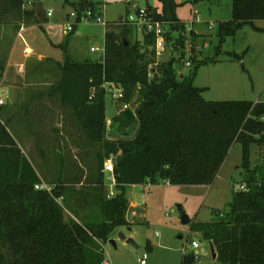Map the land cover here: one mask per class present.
Segmentation results:
<instances>
[{"label": "trees", "instance_id": "1", "mask_svg": "<svg viewBox=\"0 0 264 264\" xmlns=\"http://www.w3.org/2000/svg\"><path fill=\"white\" fill-rule=\"evenodd\" d=\"M157 1L159 6L146 5V12L163 24L166 45L180 51V59L170 56L152 67L153 34L130 41L128 34L136 31L122 18L116 28L105 25L102 58L75 61L66 56L56 63L58 79L50 85V94H57L60 105L72 112L75 130L83 140L98 143L85 165L86 174L82 171L76 179L83 184L74 192V204L68 203L72 189L66 181L55 183L51 191L35 188L41 176L0 117V264H103V244L130 224L126 220V185L159 181L209 184L236 142L241 145L245 188L233 191L222 218L193 222L190 227L212 245L217 264H264V156L254 166L250 161L251 146L264 145V101L205 100L202 89L193 85L195 66L189 75H178L174 63L186 51L182 34L173 38L171 32L184 28L177 16L182 2ZM26 2L0 0V22L16 18L39 24L47 20L42 0H31L23 7ZM65 3L78 13L97 7L93 0ZM261 19L264 0H232V18L219 22L217 33L222 41L243 24ZM191 59L193 54L190 63ZM4 66L5 61L0 60V78ZM107 83L124 93L120 99L111 97L115 105L136 103L110 119V127L123 135H131L139 124L133 140L112 139L106 134ZM113 157L116 193L108 196L102 169L105 160ZM62 195L63 202H58ZM65 208L78 221L65 219ZM76 208L92 210L80 216ZM196 258L194 251L185 250L180 264H195Z\"/></svg>", "mask_w": 264, "mask_h": 264}, {"label": "rangeland", "instance_id": "2", "mask_svg": "<svg viewBox=\"0 0 264 264\" xmlns=\"http://www.w3.org/2000/svg\"><path fill=\"white\" fill-rule=\"evenodd\" d=\"M93 1L100 2L101 0ZM188 1L177 0V2H182L177 8V16L184 28L181 31H172L171 36L176 38L182 34L185 55L189 53L190 49L194 59H191V66L185 65L184 58L176 61L174 67L177 74L187 76L195 66L196 75L193 85L202 89L201 95L205 100L264 101V19L255 20L253 24H243L234 35L226 36L221 41L217 33V25L221 21L232 18V0H200L194 4ZM64 2L65 0H42L43 7L46 10L51 9L53 15L58 16L51 18V21H63L64 18L61 19L59 15L63 13ZM100 5H104L100 9L103 23H98L95 20H81L75 24L73 32L62 33L60 44L53 45L51 42L48 46L46 40L42 43H33L31 46L35 51H32L28 58L21 57L23 60L20 61V65L8 67L5 74L1 75L0 82L5 84L24 82L25 76L21 75L19 69L35 66L38 61L37 52H41L42 47L46 45L48 49L43 53L48 59H44L45 62H39L40 65L36 66V69L40 67V71L44 73L37 74L35 69L33 75L27 76V79L28 82L53 85L58 79V69L57 62L52 61L50 57L53 56L60 61H63L66 56L75 61L99 60L104 51L106 30L104 23L116 28L118 22L121 21L119 17L121 16L124 20L128 14L134 15L136 6L140 8H144L146 5L155 7L159 6V2L157 0H105L100 2ZM65 7L67 10H71L70 5L66 4ZM33 28L27 27L24 32L27 40L29 32L33 30L42 35L38 27ZM61 32H63L62 27L59 33L61 34ZM134 33L133 31L128 34L127 38L130 41L142 38L140 31ZM192 34H196L194 38L191 37ZM6 46L0 45V60H3L2 56L9 54L11 46ZM22 46H24L23 41L17 39L14 46L16 51L13 52L15 56H22ZM91 47H97V50L92 51ZM232 53L237 54L238 57ZM162 55L155 66L166 61L170 56L177 59L181 54L180 51L172 50L169 44L165 46ZM23 62L28 65L27 68ZM0 101L4 100L0 98ZM49 106V108H41L43 115L35 118L42 126L35 138L20 139L19 136L16 137L17 145L23 146L26 156L37 167V172L41 177H43V160L46 161L49 158L52 165L57 167L59 164L65 166L68 160L76 159L85 166L98 148V143L84 141L82 136V139L79 140L78 137L77 141L75 137H71L68 132L76 124L64 118V116L67 117L65 112L67 108L60 107L59 103L55 101L49 103ZM134 106L136 103L129 102V107ZM121 110V106L115 105L111 95L107 94L105 115L107 127H109L106 131L108 136L123 135L119 129L110 127L111 117ZM70 116L76 123L74 115ZM69 121L70 123H68ZM4 124L10 131L16 127L13 123L4 122ZM68 124H71L70 129L66 128ZM132 130L133 128H131ZM13 132L16 133L15 130ZM126 132L128 133V131ZM251 147V160L254 163L260 162L264 155V145L254 144ZM105 163L106 161L104 165ZM105 174V191L109 194L111 190L115 194L113 171ZM245 177L241 145L236 142L231 146L224 165L209 184L181 185L159 181L155 184L126 185L124 187L125 196L128 203L130 202V205L135 208V214L132 215L128 226L120 227L112 234L111 239L114 240V245L109 241L103 244L105 264H180L181 255L185 250L196 253L195 264H217L216 257H212L210 244L190 226L193 222H210L222 218L229 209L235 185L244 184ZM44 181H46L45 178L42 182ZM48 186L53 185L48 184ZM177 205L182 206L190 220L189 223L181 222ZM64 217L65 219L71 218L70 212L66 208ZM119 231H122L126 237H131L135 245L119 238ZM192 240L196 241L199 247H193ZM144 255L145 262L141 263L140 259Z\"/></svg>", "mask_w": 264, "mask_h": 264}, {"label": "crops", "instance_id": "3", "mask_svg": "<svg viewBox=\"0 0 264 264\" xmlns=\"http://www.w3.org/2000/svg\"><path fill=\"white\" fill-rule=\"evenodd\" d=\"M66 4L67 3L64 2V5H62V11L64 14L62 13L59 15V16H61V19L64 18L63 21H61V22L51 21V18L58 17V16H54L53 14L50 17H46L47 20H45V22H42L39 24L23 23L21 20L16 19V18L15 19L11 18L8 21L4 20V21L0 22V45H7V46L10 45L11 46L9 54L1 57L3 60H5V68L2 72L3 75L5 74L8 67L20 65L19 64L20 61L22 62V60H23V58H21V57H23V56L25 58L29 57V55L25 56L23 54V52H22V56H20V57L15 56L13 53L16 51L14 46H15L17 39L22 40L17 34L19 32L20 27H23V30L21 31L23 40L25 41V43L28 45V47L33 52L35 51V50H33V47H32L33 43L34 44L35 43L37 44V42L42 43V41L46 40V43L48 44V46L50 45L49 43H51V42L53 45L60 44V42L62 40V36L65 33L63 31L60 34L59 31H60V28L62 27L63 22L66 19L67 13L70 11V10L66 9V7H65ZM42 6H43V4H42ZM44 10H45V12L47 11L46 8H44ZM119 19L122 20V17L120 16ZM27 27H32V28L38 27V29L41 30L42 35L33 30V31L29 32L28 40H27L24 36V32L27 30ZM68 33H70V32H68ZM76 34H77V32H76ZM134 34H136V33H134ZM44 46L42 47L43 50L41 52H37L38 53L37 54V60L38 61H37V64L35 66L29 67L28 65H26V63L23 62L24 63L23 65L25 66V68H27L26 66H28V68L27 69H19V71L21 72V75L24 74V76H25L24 82H15V83H10V84H5L4 82L3 83L0 82V98L5 101V102L3 101V103L0 104L1 121H2V123L8 122V123L15 124V126H16L15 129H11V131L10 130H8V131H10V134L14 138L16 143H17V140H16L17 136H19L20 139H31V138H33V137L35 138L37 136L36 134L42 128L41 124H39L38 120H36L37 118H39L43 115L41 108H43V107L49 108L50 107L49 103H51L53 101H55L56 103H59V105H60L58 95L57 94H52V95L50 94V91H49L50 85H45L42 83L28 82V79H27L28 78L27 76L33 75V72L36 69V66L40 65L39 62L44 61V59H48L47 56L45 55V53H43V52H46V49H48V46H46V45H44ZM22 47H24V46H22ZM21 49H23V48H21ZM50 59L52 61L55 60L54 62L60 61V59L53 58V56L50 57ZM51 60H48V61H51ZM39 68L40 67H37L35 73H37V74L42 73L43 74L44 72L40 71ZM1 81H2V79H1ZM60 107H62V106L60 105ZM64 107L67 108L66 106H64ZM65 112L67 114V117L64 116V118L69 119L71 121V123H73V124H77V123H74V121H72V117L70 115L73 116V114H71L72 112L68 108L65 110ZM62 119H63V117H62ZM70 121L68 123H70ZM70 125L71 124H68L66 126V128H69ZM22 126H24V127H22ZM74 126L71 128L72 130L68 133L71 135V137H75L76 141L78 140V137H79V140H81V138H80L81 135H80V133L76 132ZM14 130L16 131V133L13 132ZM24 134H25V136H24ZM19 147L21 148L22 152L26 155V152L23 150V146L21 145ZM76 149H77V147H76ZM251 150H252V147H251ZM42 155H44V154H42ZM250 161H251V166H254L257 164L256 162L254 163L251 160V156H250ZM224 162H225V160L223 161L220 168H222V166L224 165ZM32 165H33V163H32ZM42 165L44 168L42 169L43 177H41V180L43 181V179L45 178L47 182L46 181H44V182L49 184V185H54L55 183L59 182L60 180L66 181L65 185L67 187H70L72 190H74V191H72V190L70 191V198H68V203L74 204V202H75L74 192L78 188H80V186L83 184L82 181L78 182L79 180L77 181L76 179H80V175L82 174V171L84 172V174H86V172H87L85 166L82 165V162L78 161L76 159H73V160L71 159V160H68V162H66L65 166H62L61 164H59L57 167H55L52 165V162L48 158L46 161L43 160ZM34 168L36 169L37 167L34 166ZM36 171H38V169H36ZM104 172L106 173L109 171L102 169V173L104 175V186H106L105 185L106 184V181H105V175L106 174ZM81 179L83 180L84 177H81ZM75 181H77V182H75ZM109 184H111V183H109ZM60 197H62V199H61L62 201H60V202H63L64 196L62 195ZM129 205H130V202H129ZM76 209L79 211L80 216L88 215L90 213V211L92 210V209L80 210V208H76ZM134 214H135V210H133L132 215H134ZM70 215L72 218H74L76 221H78V218L73 216V214L71 212H70ZM105 263H106V260L103 264H105Z\"/></svg>", "mask_w": 264, "mask_h": 264}, {"label": "built area", "instance_id": "4", "mask_svg": "<svg viewBox=\"0 0 264 264\" xmlns=\"http://www.w3.org/2000/svg\"><path fill=\"white\" fill-rule=\"evenodd\" d=\"M105 0H101L100 2H103ZM31 0H27L26 3L23 4V7L29 6ZM100 2H97V7L95 10L91 8H87L82 10L80 13H78L76 10L71 8V10L67 13L66 19L62 24V29L65 33L72 32L74 31L75 24L81 20H95L98 23H103V19L101 18V12L100 9L103 6L100 5ZM53 12L51 9H48L46 11V16L50 17L52 16ZM71 19V21H70ZM125 22L128 24L132 25L135 29V31H140L142 34H153L154 36V43L150 48L153 50V57H154V62L152 63V67L156 65V63L162 58L163 51L166 46V40H165V28L163 27V24L157 20H153L151 17L148 16L146 12V8H140L136 6V12L134 15L128 14L127 17L124 19ZM106 25V23H104ZM23 28L21 27L19 32L17 33L18 36L23 40L21 30ZM24 42V47H23V54L25 56H28L32 53V50L28 47V45ZM90 50L94 51L97 50V47H91ZM192 56V53L189 51L188 54L184 56V61L186 66H191L190 63V57ZM154 75V70L148 72V78L152 79ZM105 88L107 90V93L111 95L113 99H120L123 97L124 93L120 88L115 86L114 84L107 83L105 84ZM3 103L0 101V104ZM121 109L124 110L129 107V102H123L120 104ZM104 170L109 171L112 173L113 171V164L111 162V159H107L106 163L104 165ZM114 181V179H113ZM168 184V182H167ZM36 189H46L47 191L52 190V186H48V184L44 182H40L35 184ZM245 188V185L243 183L235 185V190H243ZM113 191H109L108 196H112ZM62 197H58L57 201L60 202ZM192 246L197 248L199 247V244L192 240L191 242ZM141 263L145 262V255L140 259Z\"/></svg>", "mask_w": 264, "mask_h": 264}, {"label": "water", "instance_id": "5", "mask_svg": "<svg viewBox=\"0 0 264 264\" xmlns=\"http://www.w3.org/2000/svg\"><path fill=\"white\" fill-rule=\"evenodd\" d=\"M107 129H109V127H107ZM138 129H139V124H137L136 128L134 129V131L132 132L131 135H115V136H109V138L117 139V140H133L136 137V135H137ZM115 161H116L115 157L111 158V162H112L113 165L115 164ZM177 209L179 211L181 222L184 223V224L189 223L190 220H189L188 216L186 215V213L184 212L182 206L181 205H177ZM133 210H134V207L132 205H128L127 212H126V220L128 222L131 221ZM118 236L121 239H125V241L127 243L135 245L134 240L131 237H126L125 234L122 231H119ZM109 242L114 245V240L113 239H110ZM210 246H211L212 257L215 258L216 257V253L214 252V249H213L211 244H210Z\"/></svg>", "mask_w": 264, "mask_h": 264}]
</instances>
